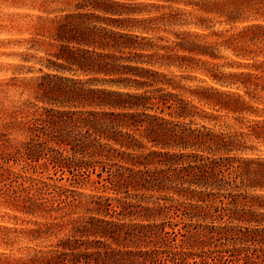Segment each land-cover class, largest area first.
Instances as JSON below:
<instances>
[{"label": "trees", "instance_id": "1", "mask_svg": "<svg viewBox=\"0 0 264 264\" xmlns=\"http://www.w3.org/2000/svg\"><path fill=\"white\" fill-rule=\"evenodd\" d=\"M156 5L158 14L143 17L142 24L132 27L144 33L162 30L172 39L168 45H157L142 36L147 40L142 45L156 54L146 61L199 74L195 77L201 84L190 93L212 112L201 109L204 114H200L186 103L177 104L176 117L197 116L202 123L195 127L184 123L178 130L166 126V140L159 137L153 142L160 150L132 153V173L109 182L114 192L128 194L131 187L158 194L152 204H129L136 208L129 215L140 221L112 219V200L120 199L76 188L91 171L89 165L72 163L76 154L100 153L92 139L76 138L62 126L81 119L76 112L57 111L53 116L59 118H51L46 112L52 110L43 107L46 114L36 116L34 101L24 99L7 108L0 97V204L41 218L36 226L21 231L32 239L66 227L74 236L121 237L122 248L85 246L82 251L76 250L78 239H58L55 247L35 250L29 257L32 264H159L161 259L165 264H228L231 259L245 260L238 264H264V0H162ZM18 73L0 78V93L3 84L28 85L39 78ZM42 97L35 96L54 101ZM115 105L124 104L118 97ZM105 114L140 121L133 118L137 114ZM222 115L234 121L223 124L227 129L216 128L222 125L218 124ZM91 125L95 131L86 134L97 133L93 140L101 136L130 147L120 140L114 122L109 128ZM12 131L19 133L14 142L6 136ZM9 161L21 171L3 168V162ZM150 163L163 167L148 168ZM72 166L82 168L81 174L74 173ZM45 170L60 172L59 179L69 174V186L52 184L47 180L51 176L33 175ZM16 258L27 264L22 256Z\"/></svg>", "mask_w": 264, "mask_h": 264}, {"label": "rangeland", "instance_id": "2", "mask_svg": "<svg viewBox=\"0 0 264 264\" xmlns=\"http://www.w3.org/2000/svg\"><path fill=\"white\" fill-rule=\"evenodd\" d=\"M161 1L0 0V78L12 74L19 75V70L25 75L39 77L28 85L21 82L3 84V92L0 93V97H3V107L9 108L24 99H30L37 103L38 107L34 108L37 110L36 116L48 113L51 118H59L53 116L58 114L57 111L76 112L81 119L67 123L69 127L63 125L65 123L62 126L70 128L76 138L92 139L100 150L98 155L82 156L77 153L76 158L72 160L74 164L89 165L91 170L89 177L84 178L85 183L76 188L82 192L120 199L112 200V209L115 211L111 216L114 220L126 223L140 221V218L129 215L136 210L133 205H144L147 202L152 204L158 194L144 193L131 187L128 194L122 191L114 192L109 182L114 176H121L122 181L132 173L134 167L130 163L132 153L147 154L152 149L160 150L153 142L159 137L166 140L163 134L166 126L178 130L184 123L191 127L202 123L197 116L176 117L173 112L177 104L186 103L191 111L200 114H204L201 109L212 112L207 106L198 103L190 93L195 85L201 84L195 77H200L199 74L146 61L151 56L156 57V54L154 49L142 45L147 41L142 39V36L157 45L170 44L172 36H168L162 30L144 33L132 26L142 24L140 19L143 17L158 14L156 4ZM20 4L35 7H19ZM82 4L87 6L80 7ZM151 53H154V56ZM114 92L119 96L114 95ZM141 95L147 98L141 99ZM35 96L40 98L48 96L54 101L50 103L40 101ZM118 97L120 103L124 104L121 107L115 105ZM105 102L114 104L107 105ZM43 107L52 111L42 113ZM111 112L132 113V116L137 114L133 118L140 121L137 123L131 120L129 115L115 118L105 114ZM112 122L116 128L115 132L120 134V140L130 143V147L120 146L101 136L97 141L93 140L94 136L98 138L97 133L87 136V131H95L91 124L109 128L108 124ZM233 123L230 116L222 115L218 121V124L222 125H217L216 128L227 129L228 126L223 124ZM6 136L14 142L19 138V133L12 131ZM147 167L163 166L150 163ZM3 168L21 171L20 166L13 161L3 162ZM72 168L74 173L79 174L83 170L79 169V166ZM33 175L44 179L51 176L52 180H47L52 184L69 186L67 173L63 174L62 179H59L60 172L53 174L52 170ZM37 184L43 185L38 182ZM150 195L153 197L148 199ZM122 202L125 204L124 207L121 205ZM90 214L105 217L101 213ZM40 220L39 217L0 204V251H3V260L0 258V264H20L16 258L20 256L25 263L32 264L29 257L35 254V250L55 247L58 239L64 240L67 237L78 239L75 243L76 250L82 251L85 246H93L89 249H102L108 246L122 248L121 237L117 236L115 239L110 236L95 238L74 236L68 227L36 239L21 231L36 226L34 222ZM181 225L182 223L178 227ZM180 238L181 236H177V242H180ZM238 245L240 244L236 243V246ZM249 247L256 248V244H249ZM216 253L214 250L212 254ZM244 261L231 259L228 264ZM165 262V259H161L159 264Z\"/></svg>", "mask_w": 264, "mask_h": 264}]
</instances>
